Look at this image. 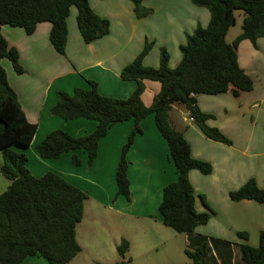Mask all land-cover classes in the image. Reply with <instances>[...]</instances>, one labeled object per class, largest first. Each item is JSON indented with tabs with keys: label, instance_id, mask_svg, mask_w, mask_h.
<instances>
[{
	"label": "crops",
	"instance_id": "obj_1",
	"mask_svg": "<svg viewBox=\"0 0 264 264\" xmlns=\"http://www.w3.org/2000/svg\"><path fill=\"white\" fill-rule=\"evenodd\" d=\"M88 1L95 13L109 20V32L85 43L77 28V10L72 6L66 18L64 55L57 53L49 42L51 23L48 21L37 23L32 34H26L21 27L1 25V34L18 52L23 72H15L7 58L1 59V65L27 120L37 125L28 145L13 143L9 147L26 155V166L35 176L54 172L86 191L89 198L103 207L137 220H153L155 228L160 229L163 224L158 206L162 189L177 179V169L168 144L155 125L153 113L141 119V131L134 136L126 154L130 200L116 194L115 169L121 147L133 128V119L109 127L98 141L97 154L90 166L83 149L74 152L80 164L73 165L72 152H64L58 158H41L35 145L54 129H62L75 137L95 129L94 120H64L51 114L57 91L71 93L75 87L87 89L88 81L92 80L97 83L100 94L126 98L136 83L122 79L120 71L138 55L145 40L151 41L152 46L143 57L144 65L157 67L160 49L165 48L169 54L168 65L174 68L181 59L180 45L185 43L186 34L197 24L206 26L209 11L191 0H156L158 3L144 0L142 5L152 12L138 18L131 0ZM240 32L241 17L227 31L226 40L232 43ZM236 54L240 67L253 79V89L241 91L237 96L230 91L196 96L199 109L211 115L206 124L217 127L231 144L207 137L181 105L172 104L169 110V121L183 133L192 156L209 162L212 167L208 174L196 169L188 173L195 193V208L209 213L210 217L192 234H184V243L179 245V250L185 253L186 249L192 251L206 242L208 249L203 264H245L240 258V244L256 246L259 232L264 229L263 204L250 199L234 201L229 197V191L249 178L264 189V37L257 38L255 45L249 39H242L236 46ZM143 83L141 99L148 106L160 83L148 79ZM1 163L0 153V166ZM8 184L9 180L0 172V194ZM124 239L129 244L123 257L125 261L133 240L129 236ZM155 249L156 243L150 250ZM72 260L67 264H75ZM22 264H47V261L41 256L29 255Z\"/></svg>",
	"mask_w": 264,
	"mask_h": 264
},
{
	"label": "trees",
	"instance_id": "obj_2",
	"mask_svg": "<svg viewBox=\"0 0 264 264\" xmlns=\"http://www.w3.org/2000/svg\"><path fill=\"white\" fill-rule=\"evenodd\" d=\"M136 17L152 12L142 5L144 0H131ZM196 6L207 8L206 26L197 24L186 41L180 45L181 59L174 68L168 65L169 54L160 49L159 65L146 66L142 60L152 46L145 40L142 50L120 71L122 79L134 80L136 86L126 98L104 96L97 83L89 80L90 87H75L71 93L59 90L50 113L64 120L84 118L96 121L95 129L82 136H72L62 129H54L36 143L35 151L41 158H58L72 152L71 162L79 165L74 153L83 149L87 165L97 154L98 141L115 123L133 119L134 125L122 145L115 169L116 194L130 200L126 153L134 136L141 131L140 121L153 113L155 125L168 144L170 157L177 169V179L162 189L158 210L162 224L176 232L190 235L198 225L205 224L210 214L195 208V193L188 173L196 169L203 174L211 172V164L192 156L191 147L180 130L169 121L172 104L181 105L188 116L209 138L231 144L217 127L206 124L210 114L197 106L199 94H218L230 91L234 96L253 89V79L240 67L236 46L242 39L254 45L264 37V0H191ZM77 10L76 23L85 43H90L109 32V20L93 11L88 0H0V27L10 25L23 28L32 34L37 23H51L49 42L54 50L64 55L67 41L66 18L70 8ZM241 17V32L232 43L226 40L227 31ZM7 58L17 73L23 68L18 52L10 47L0 31V153L1 174L9 180L0 194V264H22L29 255L46 259L47 264H67L80 250L76 238V225L83 216L87 193L60 175L47 171L35 176L26 166L27 157L9 147L10 144L28 145L37 128L27 120L17 95L9 85L1 59ZM144 79L158 81L159 91L150 105H145L141 94ZM234 201L250 199L264 205V189L253 178L235 190L229 191ZM242 235V233H239ZM246 237V234H244ZM129 244L123 239L117 246L119 259L114 264H124V254ZM208 246L201 243L194 250H185L193 264H203ZM240 258L245 264H264V229L259 232L258 244H240Z\"/></svg>",
	"mask_w": 264,
	"mask_h": 264
},
{
	"label": "rangeland",
	"instance_id": "obj_3",
	"mask_svg": "<svg viewBox=\"0 0 264 264\" xmlns=\"http://www.w3.org/2000/svg\"><path fill=\"white\" fill-rule=\"evenodd\" d=\"M235 17L239 22L238 12ZM125 236H129L133 242L128 252L129 258H126L124 264H193L179 250V245L184 243L183 233L164 225L157 229L153 220H137L119 214L103 207L92 197L84 200L83 216L76 225V238L81 250L71 263L112 264L119 258L117 246ZM155 243L157 250L151 251L150 248Z\"/></svg>",
	"mask_w": 264,
	"mask_h": 264
}]
</instances>
